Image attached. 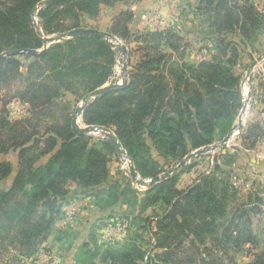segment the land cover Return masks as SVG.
Returning <instances> with one entry per match:
<instances>
[{
    "label": "trees",
    "instance_id": "16d2710c",
    "mask_svg": "<svg viewBox=\"0 0 264 264\" xmlns=\"http://www.w3.org/2000/svg\"><path fill=\"white\" fill-rule=\"evenodd\" d=\"M43 1L0 0V155L17 153L12 183L0 190V252L15 253L18 258L9 262L18 263L33 259L49 240L69 251L79 239L73 264H236L230 254L257 243L252 217L261 208L255 206L259 199L251 203L240 197L232 170L214 166L186 190L177 183L190 166L142 194L130 183L106 186L108 157L115 147L107 138L92 144L91 137L73 131L71 103L116 84V52L94 36L46 49L42 37L84 29L85 19L96 18L100 6L125 0H52L39 10L40 35L32 20ZM199 5L218 54L197 64L184 60L183 39L172 29L135 33L129 28L130 11L112 19L108 32L141 44L134 53L142 56L127 72L126 85L89 102L81 119L85 126L111 129L141 179L161 173L152 151L179 162L225 138L236 121L241 106L240 76L234 73L238 50L255 40L264 22L250 0H200ZM228 34L240 38V44L227 42ZM20 58L28 61L24 72ZM252 95L253 103H264L262 81ZM64 96L68 101H61ZM12 101L25 104L29 116L8 120L6 107ZM237 138L243 147L253 148L264 138V123L250 122ZM12 173L11 162L0 161V182ZM68 183L78 187L74 194ZM78 194L95 198L98 213L80 234L57 229L63 202ZM133 203L138 209L133 219L141 218L139 231L147 238L100 243L99 223ZM158 205L163 206L161 215L142 218ZM252 257L249 264H264V251L254 249Z\"/></svg>",
    "mask_w": 264,
    "mask_h": 264
},
{
    "label": "rangeland",
    "instance_id": "374dc122",
    "mask_svg": "<svg viewBox=\"0 0 264 264\" xmlns=\"http://www.w3.org/2000/svg\"><path fill=\"white\" fill-rule=\"evenodd\" d=\"M250 2L253 5V7L256 9L257 13L259 14V16L262 18V20L264 22V0H250ZM37 21L35 18H34V20H32L33 26H35L34 23H37ZM101 25H102L101 23H96L95 25L91 24V23H85L86 28L92 27V26H98L99 27ZM195 27H197L194 29V31L196 33L203 34V36H208V33L210 32L209 31L210 28L208 27V22H206L205 16H203V14L200 16L198 15L197 23H196ZM55 36H57V35H53L50 37L54 38ZM114 37L116 39L112 40V43L114 44L115 48H120L121 46H123L127 50V52H131L130 55L124 57L117 50H114L116 52V66L114 68V76L112 78V81L115 82L116 84H121L122 75H123V71H122L123 66L125 64H127V66H128V63H129V67H127V69H128L127 72H128L130 70L131 66H133L135 63L140 61L139 57L142 55L139 53H134V52L138 46L142 47V45L136 44L134 42L127 43L123 39H120L116 36H114ZM225 40L227 42L235 41L238 43V45L240 44V38L233 36L231 34H228L227 37L225 38ZM209 41H210V43L206 42V43H202V44H208V47L210 46L209 48H211V52L210 51L208 52L209 56H207V57L209 59H211L213 56L218 54V52H217V46L214 43V40L209 39ZM184 45H185V51H186L187 45H186V43H184ZM49 46L50 45H48L47 48ZM195 46H196L195 48H197V47H201L203 45H199V43L196 42ZM204 46H207V45H204ZM244 46H245V48L242 52H241L240 48L238 50L239 59L236 63V66L234 67L235 75L240 76L241 106H240V109L237 113L236 121L234 122L233 127L229 131V133L236 126L237 119L240 116V112H241V109L243 106L242 99L244 97V92H247V93L250 92V97H251L250 107L248 108L247 112H245V118H244L245 122L249 124L250 122L258 121V119L264 120V117L260 116V114H259L260 111L264 110V103H262V104H261V102L256 103V101H255V103H253L254 99H253L252 94H253L254 87L252 85L250 86L248 84V80H247L248 71L250 70V67L255 62L256 63L255 66H257V67L255 69V72L254 71L252 72L253 78H255V80H257L259 82L262 81L263 85H264V26L262 29H260L258 31L255 40L252 43H250V42L245 43ZM162 51L164 53H169V50H167L166 48H162ZM12 54L13 53H11V52H7L4 55H12ZM196 55L197 54H191L190 53V54H188L187 59H185V57H184V60L186 62H189L190 64H197V62L200 60V58H199V55H197V56ZM184 56H185V53H184ZM229 56H230V54H229ZM229 56H227L225 59L229 58ZM19 60L21 61L22 70L24 72L26 65L28 64L27 63L28 61L25 60L24 58H20ZM61 101H68V96H64L61 99ZM252 104H254V105H252ZM80 105H81V102H78L77 104L75 102L71 103L72 119L75 117L74 108H77ZM6 110H7V118H8V120H10L12 122L16 121V120H22V119L27 118L29 116L28 107H24L23 105H18L17 103L9 104L6 107ZM77 125L80 129L90 127V126L83 125L82 119L80 117H77ZM101 128H104V127H101ZM109 130L112 132L111 129H109ZM104 133L105 132L102 129H99L97 132L94 131V132H92L86 136L91 137V143L92 144H96V143H98L99 140L101 141V139L105 138ZM236 138L237 137L233 138V140H231L230 143L233 144V142L235 141ZM223 140H224V138L222 140L215 141L210 146H207V148H212L215 145L218 147L219 144ZM220 150H222V149H220ZM193 152H191V153H193ZM191 153H189V154H191ZM211 153H212V151L208 152V154H206V156L202 155V156H199L197 158H194V159L190 160V162H188L185 165V167L186 166H190V167L179 178V181L177 183L179 190H186L187 188L192 186L193 185V182H192L193 177L199 176L200 174L204 173L208 169L209 163H207V160H209L211 158H209L207 156H212ZM203 157H205L206 160L202 159L201 161H198L194 165L193 162L195 160H198L199 158H203ZM152 158L154 161H157L160 165L161 173L158 176H163L165 174L172 172L173 169L181 161L184 160V158H183L179 162H177V160L173 159V156L162 157V156H159L155 151H152ZM1 160L10 161L11 165L13 167V171L16 172V169H17V153L11 152V153H8L6 156L0 155V161ZM108 160H109V162L107 164L108 177L106 180V186H111L115 183H118V184H121V188H123V185L130 183L132 188H134L140 194L144 193L147 190L143 186L140 187V186L136 185L135 182L132 180L131 175H130V167H132V166L134 167V165H133L132 161L129 159V157L127 156L126 152H125V155H123V154L117 153V151L115 150L114 153L109 155ZM42 163H43V160H40L37 164L41 165ZM134 169H135V167H134ZM231 170H232L231 171L232 181L234 182V184L236 186L241 187L242 185H240V184L244 183L243 182L244 178H247V177L245 176V174L243 172L241 173L239 171V169L233 168ZM189 171H191V172H189ZM135 172H136V170H135ZM137 176H138V174H137ZM136 180L140 181V182H144V183H147L149 181V179H141V178H139V176ZM66 186H67L66 188L69 189L70 192H72V191L76 192L78 190V187L74 183H68ZM243 187H244V189H243L244 191L249 192L248 190H250V192L253 194V201L251 203L254 202L255 198L260 200V203L255 204V206H259L260 208L262 207L261 210H262V212H264V185L260 184L259 186H253L251 188L250 183H249V186L244 185ZM141 196L142 195H139L138 198H141ZM72 197L73 196L70 197V195H69V197L66 198V200L63 202L64 207L69 208L72 211L73 209L76 208V205L77 206L80 205L82 208H85V206L86 207L90 206L89 208L94 209L93 213H95V214L98 213L96 210L97 206H96L95 198L89 197L86 194H78V195H76V197H73V198ZM161 207H163V206L158 205L156 207L147 209L142 218H145V217L152 218L153 216L161 215L162 214ZM250 208H251V205H250ZM137 211H138V209L134 205V203H133V206H132V204H130V205H123L122 207L118 208L112 214L111 220L104 219L102 222L99 223L100 227L98 230H96V235H97L98 241L100 243L105 244V245H109V244H113V243H123L124 241L132 240V238L135 239L136 238L135 236H138V235H141V236H144V238H147L146 234H144L141 230H140L141 232L139 231V228L144 224L141 221V218L136 219V220L133 219V217L137 215ZM62 213H63V216L59 220L56 221V228L57 229L65 227L63 221H65L66 219L69 220L73 224H75L77 222V221H73L75 218L74 216H72V218H69L70 215H67L66 219H65L64 211H62ZM92 215L93 214H91L90 216H92ZM254 216H256V215H254ZM253 217H252V222H253ZM67 220L65 222H67ZM75 233L80 234V231H76ZM49 241L41 247V249L38 251L37 255L33 258V259H35L36 257L39 258V259H37L38 264H57V260H55V258H57V257L52 254L51 250H56V251L59 250L60 252H62V251L67 252L65 249H61V248L57 249V247L56 248L53 247L51 245V242H49ZM78 245H79V239H76L73 242L74 248H71V250H69L70 252H72V255H71L72 259L71 258H70L71 260L68 259V262L66 261L67 263L66 262H60L59 264L71 263V261L73 260V255H74ZM249 250L253 251V249H249ZM249 250L242 248L240 251L236 252L237 253L235 256L236 262H237L236 264H246L247 257L249 256V254H247V253L249 252ZM12 256H15L16 258H18L17 255H15V253H13V252H10V251L0 252V264H26L28 261V260H23V259L20 260L19 259L20 261L18 263L9 262L13 258ZM33 259H29V260H33Z\"/></svg>",
    "mask_w": 264,
    "mask_h": 264
},
{
    "label": "crops",
    "instance_id": "0c3cea01",
    "mask_svg": "<svg viewBox=\"0 0 264 264\" xmlns=\"http://www.w3.org/2000/svg\"><path fill=\"white\" fill-rule=\"evenodd\" d=\"M199 2L200 0H125L117 2L112 6H100L97 17L94 19H85L84 23H91L94 25L96 23H101L102 25L99 27L92 26L84 29H95L101 31L103 30L109 33L108 31L111 26L112 19L123 11H130L133 14V20L130 23L129 28L133 32L144 34L148 32L172 29L183 39V43H186L187 45L185 51V59H187L188 54L191 53L199 55L200 60L198 62L207 61L209 59L207 57L209 56L208 52H211V48H209L210 46L208 47V44L202 43H210L209 37L203 36V34H198L194 31V29L197 28L195 27V25L197 23L198 15H201V10H199V7H201V5H199ZM196 42H198L199 45L203 46L195 48ZM256 67L257 66L253 68L254 72ZM21 71L23 72L22 69ZM257 82L258 81L255 80V78H252L251 85L255 88L257 86ZM108 85L110 84H106L105 86ZM80 102H82V100ZM11 103H17L18 105H23L24 107H27L25 104H22L19 101H12ZM259 114L260 116L264 117L263 113ZM258 121L260 123H264V120L258 119ZM247 124L248 123L244 122L240 131L245 129ZM211 154L212 156H207L211 158L207 160V163H209L208 169L199 176H194L192 181L193 184L200 176L207 175L209 172H211L214 166H218L222 170H231L233 168L239 169V171L241 173L243 172L247 177L244 178V183L240 184L242 185L241 187L237 186L239 187L240 197H243V199L250 198L252 202L253 194L250 192V190H248L249 192L244 191L243 186H249V183L251 188L253 186H259L260 184L264 185V138L259 139L256 142L255 146L249 149L243 147L241 140L239 138H236L233 144H228L227 147L222 150H213ZM204 155L206 156V154ZM202 159L204 160L205 157L195 160L193 162L194 165ZM14 175L15 171H13V173L5 180L0 182V190L8 189L10 187ZM72 193L74 194L75 192L72 191ZM89 207L90 206H85V208H82L80 205H76V208L71 211L69 208L63 206L62 211H64L65 219L67 215H70L69 218H72V216H74L75 218L73 221L77 222L73 224L66 219L67 222H65L66 220L63 221L65 227H62H68L70 229L72 228V230L75 232L82 231L86 226V223L95 215V213H93L94 209ZM250 209V207H247V210ZM91 214L93 215L90 216ZM252 229L256 234L257 243L254 247L246 245L245 247H243V249H255L257 251H264V212H262V210L259 214L253 217ZM250 251L251 250H249V252L247 253L249 254V256L247 257L246 264H249L253 261V251ZM51 252L57 257L55 258V260H57V264H59L60 262H68V259H70L72 255V252L70 251L60 252L56 250H51ZM236 252L231 253V257L233 258L235 263H237L235 258L237 254ZM37 259L39 258L36 257L33 260H28L26 264H38ZM69 264H72V261Z\"/></svg>",
    "mask_w": 264,
    "mask_h": 264
},
{
    "label": "water",
    "instance_id": "95a60500",
    "mask_svg": "<svg viewBox=\"0 0 264 264\" xmlns=\"http://www.w3.org/2000/svg\"><path fill=\"white\" fill-rule=\"evenodd\" d=\"M52 0H44L43 2H41L40 4H38L36 10L34 11V15H33V20L34 18L36 19L37 23L35 24V27L38 31V33L41 35L40 29H39V10L47 5L49 2H51ZM34 22V21H33ZM94 36L97 37L99 39H103L105 40L108 44L111 45V47L113 48V50H117L121 55H123L124 57L128 56V52L127 50L121 46L120 48H115L114 44L112 43V40L116 39L114 36H112L111 34L105 32V31H101V30H95V29H79V30H74L71 31L69 33H65V34H60L55 36L54 38L51 37H42V41L44 43V48L46 49L48 45H52L55 43H60L62 41H66L78 36ZM29 54H35V51H29ZM259 60V59H258ZM256 63L254 62V64L250 67V70L248 71L247 74V80H248V84L251 86L252 83V72H253V68L255 67ZM127 64H125L122 68L123 71V75H122V82L121 84H113V85H108V86H104L96 91H94L93 93L89 94L88 96H86L82 102L81 105L78 106L75 110V117L72 119V128L73 131L76 134H80V135H88L92 132H97L99 129H102L105 133L104 136L105 138H107L115 147V150L117 151V153L119 154H123L125 155V151L122 149L120 143L118 142L117 138L114 136V134L107 128H101V127H88V128H84V129H80L77 125V117L81 118V114L83 109L86 107V105L91 102L92 100H94L96 97L109 92L111 90H115V89H120L123 88L126 83H127ZM248 97L250 96V92H248ZM245 107L246 104L245 102H243V106L240 112V116L237 119V124L236 126L233 128V130L224 138V140L219 144V146L217 147L216 145L213 146L212 148H202V149H198L196 151H194L193 153L187 155L183 161H181L174 169L172 172L165 174L163 176H157L154 177L152 179H150L147 183L144 182H140L137 181L136 179L138 178L137 173L135 172L134 167H130V175L132 180L135 182L136 185L138 186H143L146 189L151 188L153 185L157 184L158 182L167 179L168 177L176 174L177 172H179V170H181L188 162H190V160L197 158L199 156H202L204 154H207L210 151L213 150H218V149H225L227 147V145L231 142V140H233L234 138V134L236 131H239L242 128V121H241V117L244 114L245 111Z\"/></svg>",
    "mask_w": 264,
    "mask_h": 264
},
{
    "label": "built area",
    "instance_id": "2783aa9c",
    "mask_svg": "<svg viewBox=\"0 0 264 264\" xmlns=\"http://www.w3.org/2000/svg\"><path fill=\"white\" fill-rule=\"evenodd\" d=\"M247 94L248 93L244 92V97L242 99V101L245 102V104H246L244 114L241 117L242 125L245 122V120H244V118H245V112H247L248 108L250 107V101H251V97L250 96L248 97ZM239 133H240V130L239 131H236L235 134H234V138L237 137L239 135Z\"/></svg>",
    "mask_w": 264,
    "mask_h": 264
},
{
    "label": "bare ground",
    "instance_id": "6f19581e",
    "mask_svg": "<svg viewBox=\"0 0 264 264\" xmlns=\"http://www.w3.org/2000/svg\"><path fill=\"white\" fill-rule=\"evenodd\" d=\"M247 93V92H246Z\"/></svg>",
    "mask_w": 264,
    "mask_h": 264
}]
</instances>
